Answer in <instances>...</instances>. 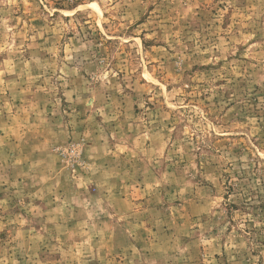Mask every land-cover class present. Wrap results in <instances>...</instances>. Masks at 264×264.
I'll return each instance as SVG.
<instances>
[{"label":"rangeland","instance_id":"1","mask_svg":"<svg viewBox=\"0 0 264 264\" xmlns=\"http://www.w3.org/2000/svg\"><path fill=\"white\" fill-rule=\"evenodd\" d=\"M0 264H264V0H0Z\"/></svg>","mask_w":264,"mask_h":264}]
</instances>
